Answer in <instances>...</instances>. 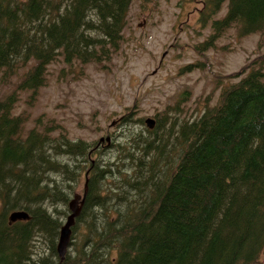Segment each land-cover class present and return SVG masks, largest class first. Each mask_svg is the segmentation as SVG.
I'll return each instance as SVG.
<instances>
[{"label":"trees","instance_id":"16d2710c","mask_svg":"<svg viewBox=\"0 0 264 264\" xmlns=\"http://www.w3.org/2000/svg\"><path fill=\"white\" fill-rule=\"evenodd\" d=\"M133 2L0 0V78L29 68L0 101V264H264V53L199 116L164 114L153 129L125 119L111 153L42 119L26 130L15 114L18 94L44 87L60 59L110 62ZM199 3L214 38L264 34V0ZM86 185L61 262L69 205ZM16 211L29 220L12 223Z\"/></svg>","mask_w":264,"mask_h":264},{"label":"rangeland","instance_id":"374dc122","mask_svg":"<svg viewBox=\"0 0 264 264\" xmlns=\"http://www.w3.org/2000/svg\"><path fill=\"white\" fill-rule=\"evenodd\" d=\"M199 1L134 0L123 44L110 62L69 66L60 59L48 67L44 87L18 94L15 114L27 118L26 130L38 119L53 122L61 126L59 133L97 143L105 153L120 143L125 119L199 116L217 104L234 75L264 53V34L240 37L233 28L214 38L211 24L201 23ZM226 13L227 4L215 19ZM27 68L8 84L0 78V101ZM83 193L81 188L78 197Z\"/></svg>","mask_w":264,"mask_h":264},{"label":"water","instance_id":"95a60500","mask_svg":"<svg viewBox=\"0 0 264 264\" xmlns=\"http://www.w3.org/2000/svg\"><path fill=\"white\" fill-rule=\"evenodd\" d=\"M155 124L156 121L154 119L150 118L146 120V125L150 129H153L155 127ZM86 192H87V185L85 186V193L83 200L79 201V197H76L69 205L71 210V215L68 217L66 224L63 226L61 230L60 241L58 244V254L61 259V262L65 260L68 247L71 241L72 227L75 224V219L80 215L81 207L84 203ZM29 218H30L29 215L24 211H16L10 215V221L12 223H15L17 221H27L29 220Z\"/></svg>","mask_w":264,"mask_h":264}]
</instances>
